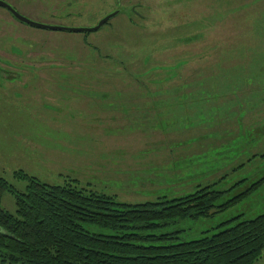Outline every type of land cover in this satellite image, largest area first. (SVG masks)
I'll return each instance as SVG.
<instances>
[{"label":"rangeland","instance_id":"rangeland-1","mask_svg":"<svg viewBox=\"0 0 264 264\" xmlns=\"http://www.w3.org/2000/svg\"><path fill=\"white\" fill-rule=\"evenodd\" d=\"M0 1L35 23L69 29L121 10L99 31L79 34L20 24L0 7L6 45L63 59L25 87L9 88L0 76V178L16 191L27 187L15 177L22 172L141 204L226 175L215 188L219 206L264 178V37L250 26L264 16V0ZM224 71L247 84L230 93ZM147 97L161 104L155 116L140 115ZM0 206L15 214L8 192ZM263 213L264 182L223 212L152 234L178 232L175 242H190ZM254 264H264V250Z\"/></svg>","mask_w":264,"mask_h":264},{"label":"trees","instance_id":"trees-1","mask_svg":"<svg viewBox=\"0 0 264 264\" xmlns=\"http://www.w3.org/2000/svg\"><path fill=\"white\" fill-rule=\"evenodd\" d=\"M250 26L256 37H264V16ZM235 53L241 54L239 49ZM225 73L230 93L247 84ZM147 98L140 102H154ZM225 176L182 197L141 204L119 203L70 185L50 186L22 172L15 177L25 180L27 187L18 192L0 178V201L8 192L16 206L14 215L0 206V264H254L264 250V213L190 242H175L178 232L152 234L185 219L223 212L264 182L262 178L216 206L222 193L215 188Z\"/></svg>","mask_w":264,"mask_h":264},{"label":"flooded vegetation","instance_id":"flooded-vegetation-1","mask_svg":"<svg viewBox=\"0 0 264 264\" xmlns=\"http://www.w3.org/2000/svg\"><path fill=\"white\" fill-rule=\"evenodd\" d=\"M2 3H4V2H2ZM4 4H6V3H4ZM6 5H8V4H6ZM8 6L11 7L10 5H8ZM1 8L5 9L14 18V20L17 21L18 23L27 25V24L21 22L18 18H16L8 9H6L4 7H1ZM115 11H117V15L119 14V11L121 12V10H117V9L114 10L113 12H115ZM14 12L17 13L18 15H20L17 11L14 10ZM113 12H111V13H113ZM130 12L138 15V13L136 11H134L133 8L130 9ZM111 13H109V14H111ZM20 16H22V15H20ZM22 17H24V16H22ZM24 18H26V17H24ZM26 19H28V18H26ZM111 19H109L107 22H105L100 27V29L104 25L108 24V22ZM1 21H3V23H5V24L8 23L4 19H1ZM3 25L2 24L0 25V31H1V29H4ZM30 27H32V26H30ZM53 27H60V26H53ZM33 28H36V27H33ZM60 28H63V27H60ZM91 28H93V27H91ZM37 29H40V28H37ZM64 29H69V28H64ZM71 29H75V28H71ZM78 29H90V28H78ZM100 29H98L97 31H99ZM40 30H47V29H40ZM48 31L79 33V34L94 33V32H72L69 30H48ZM31 51H32V49L25 48V49H22V52H20L19 49H17L16 47H11V46L6 45L0 37V76L2 77V79L5 80V83H9V84H6L7 87L10 88L11 86H13L15 84H20L21 86L25 87L28 85L29 80L31 78H33L34 76H37V77L43 76L42 73L49 67L50 63H54V62H56V60L58 62H61V63L63 62V59L59 56H57L55 58H51L52 61H49V59L45 58L44 55H35V54H32ZM120 69H122L123 71H126V66L124 64H122V68H120ZM23 79H25V81H22ZM90 79L97 80L93 77H90Z\"/></svg>","mask_w":264,"mask_h":264},{"label":"water","instance_id":"water-1","mask_svg":"<svg viewBox=\"0 0 264 264\" xmlns=\"http://www.w3.org/2000/svg\"><path fill=\"white\" fill-rule=\"evenodd\" d=\"M0 6L8 9L16 18H18L21 22H23V23H25V24H27L29 26L40 28V29H47V30H69V31H72V32H95L98 29H100V27L105 22H107L109 19H111V18H113V17H115L117 15V11L109 14L108 16L103 18L101 21H99V23L97 24L96 27H93V28H90V29H64V28H60V27L46 26V25H42V24H38V23L32 22V21H30V20L18 15L17 13L14 12V10L11 7H9L8 5H6V4H4L2 2H0Z\"/></svg>","mask_w":264,"mask_h":264},{"label":"crops","instance_id":"crops-1","mask_svg":"<svg viewBox=\"0 0 264 264\" xmlns=\"http://www.w3.org/2000/svg\"><path fill=\"white\" fill-rule=\"evenodd\" d=\"M138 104V106H140V107H138V108H140L139 109V111H140V115L141 116H148V115H152L153 114V116H155V111L160 107V103L159 102H157V101H154V102H151V103H142V102H140V103H137ZM145 110V111H144ZM109 115L107 114L106 116H104V118H107ZM124 121L122 120V121H117V123H120V124H122ZM126 122V121H125ZM127 123V122H126ZM123 138V137H122ZM125 139H126V142L127 141H129V135H127L126 137H125Z\"/></svg>","mask_w":264,"mask_h":264}]
</instances>
